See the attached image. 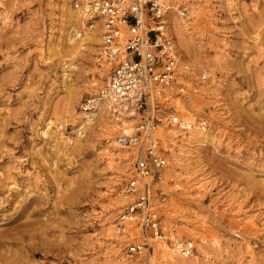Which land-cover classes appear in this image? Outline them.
Returning a JSON list of instances; mask_svg holds the SVG:
<instances>
[{
  "label": "rangeland",
  "instance_id": "374dc122",
  "mask_svg": "<svg viewBox=\"0 0 264 264\" xmlns=\"http://www.w3.org/2000/svg\"><path fill=\"white\" fill-rule=\"evenodd\" d=\"M171 2L168 30L197 89L180 116L204 118L210 140L191 138L184 162L183 142L160 132L163 230L171 244L193 241L187 262L264 264V0ZM78 3L0 0V264H163L159 242L150 260L126 255L139 226L117 231L135 158L116 143L117 125L101 111L75 133L109 68L97 21L96 37L83 39ZM173 20L186 28L185 47Z\"/></svg>",
  "mask_w": 264,
  "mask_h": 264
},
{
  "label": "built area",
  "instance_id": "2783aa9c",
  "mask_svg": "<svg viewBox=\"0 0 264 264\" xmlns=\"http://www.w3.org/2000/svg\"><path fill=\"white\" fill-rule=\"evenodd\" d=\"M83 8L89 24L99 23V59L109 66L104 82L83 106L93 117L100 109L107 111L119 128L116 143L135 154L133 174L122 189L128 200L117 230L128 236L123 221H133L141 228V238L126 245V255L150 260L156 244L165 242L187 256L193 241L169 243L161 221L167 150L161 146L159 128L175 125L188 131L194 123L207 125L202 117L189 122L180 116V102L197 89L189 85L190 66L179 61L168 30L169 0H85ZM206 78L202 73L201 79Z\"/></svg>",
  "mask_w": 264,
  "mask_h": 264
},
{
  "label": "bare ground",
  "instance_id": "6f19581e",
  "mask_svg": "<svg viewBox=\"0 0 264 264\" xmlns=\"http://www.w3.org/2000/svg\"><path fill=\"white\" fill-rule=\"evenodd\" d=\"M171 1V0H170ZM84 2H85V0H81V4L80 3H78V4H76V7H80V10H81V14H80V11H79V14L80 15H78V16H81L82 18H87V15L85 14V12H84V8H83V4H84ZM172 3V2H171ZM173 4V3H172ZM176 4V3H175ZM173 6H174V4L173 5H170V7L171 8H173ZM171 10V9H170ZM176 10V9H175ZM173 12H174V10H173ZM180 13H181V11H180ZM76 16V15H75ZM77 16V17H78ZM177 16V15H176ZM175 17V16H174ZM172 19V18H171ZM176 19V18H175ZM178 19H179V17H178ZM83 20V19H82ZM81 20V21H82ZM180 20V19H179ZM185 20V19H184ZM87 21V20H86ZM171 21V20H170ZM181 21V20H180ZM98 22V21H97ZM172 24L170 25V26H172V30L174 31V35H176V37L178 38V40H179V42L185 47L186 45H187V41H186V34H185V26H183L178 20H173L172 22H171ZM99 24V23H98ZM170 24V23H169ZM187 26V25H186ZM85 29H84V34H85V36H84V38L83 39H86V41L89 39H92L93 37H94V35H95V37H96V34L97 33H95V32H97V30H98V26L97 25H95V24H89V25H85V27H84ZM185 28V29H184ZM175 37V36H174ZM94 39V38H93ZM91 42V41H90ZM97 54H98V52H97ZM94 58V57H93ZM98 58V57H97ZM108 65V64H107ZM182 103H180V105H181ZM180 105H179V107H180ZM184 107V106H183ZM188 108V107H187ZM182 109V108H181ZM180 108H179V110H181ZM83 110L85 111V113H86V115L84 116V118L82 119V121H80V123H79V127H77L76 128V132L75 133H77V135H79L78 133H80V134H82L81 133V128L83 127L82 125H85L84 123H88L91 119H93L94 117V112H91V111H87L86 110V107H85V105L83 106ZM183 110V109H182ZM184 110H186V108L184 109ZM183 110V111H184ZM102 111V114L103 115H109L108 114V112L107 111H105V110H103V109H100V112ZM190 112V111H189ZM82 113V112H81ZM184 113H185V111H184ZM85 117H86V119H85ZM109 119H111L112 120V118L110 117ZM189 122H194V121H192V120H190L189 119ZM50 123H52V121L50 122H48L47 124H46V126H47V129L46 130H44V131H42V133L45 135V134H47L48 133V127H49V124ZM81 123H82V125H81ZM111 126V125H110ZM110 126H109V129H110ZM108 127V126H107ZM193 127H195L194 129H192ZM192 128H190V129H192V130H188V131H184V130H182V129H180L179 127H177V126H175V125H170V126H167V127H160L159 128V135H160V132H161V135H162V137L164 138V140H168V139H170V138H179V140H181L183 143L180 145L181 146V149H180V151L178 152V157H179V161H181V159H182V161H186V160H188V157L190 156V154H188L187 152H186V149L187 148H190V147H192V146H194V145H196V144H194V143H192V140H191V138L192 139H196V141H198L199 143H207V142H209V140H210V133H209V131H208V129H206V127H198L197 125H195V123H194V126H193ZM118 128V127H117ZM112 129H115L114 127L112 128ZM74 130V129H73ZM189 131H190V135H188V133H189ZM118 132H119V130H118ZM71 133V132H70ZM113 133V132H112ZM187 133V134H186ZM81 136V135H80ZM75 137V136H74ZM76 138H77V136H76ZM162 138V139H163ZM59 139L60 140H62L63 142L62 143H64V144H66V142L67 141H69L70 140V136L69 135H67V136H63V132H61V136L59 137ZM72 139V138H71ZM58 141V140H57ZM211 143V142H210ZM179 144V143H178ZM194 144V145H193ZM118 147V146H117ZM121 149L122 148H124V147H121V146H119ZM185 147V148H184ZM125 152H123V153H127V149H123ZM168 150V149H167ZM60 151V150H59ZM129 153V152H128ZM109 155V154H108ZM109 157H111V156H109ZM113 160V158L111 157V160H108V162L109 163H111V161ZM123 223L125 224V230H131L130 232H134L133 230H135V229H137L138 228V226L137 225H135V222H133V221H130V220H124L123 221ZM137 226V227H136ZM136 227V228H135ZM133 228H135V229H133ZM118 231V230H117ZM138 232V231H137ZM131 234V233H130ZM139 235V234H138ZM196 235V234H195ZM132 236V235H131ZM198 237V238H197ZM196 238L197 239H199V249H200V251L199 252H202L204 255L206 254V252H205V243H206V239L203 237V236H201V235H199L198 234V236H197ZM175 241H173L172 243H174V242H176V241H178L179 239H174ZM159 247H157V251H158V253H157V255H159L158 257L161 259H159L160 261H161V263H163V264H194V263H191V262H187L188 260H189V258H191L193 255H192V252L189 254V255H187V256H183V255H181V254H179L175 249H171V247H169L168 245H167V243H165V242H159ZM157 246V245H156ZM161 247V248H160ZM159 248V249H158ZM112 258V257H111ZM153 259H156V257H152ZM158 259V258H157ZM193 259H194V257H193ZM191 260V259H190ZM149 262V261H148ZM151 262H152V260H151ZM157 262V261H156ZM155 262V263H156ZM193 262V261H192Z\"/></svg>",
  "mask_w": 264,
  "mask_h": 264
}]
</instances>
